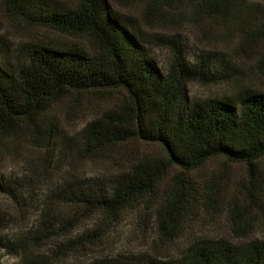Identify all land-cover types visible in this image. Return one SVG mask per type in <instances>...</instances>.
I'll list each match as a JSON object with an SVG mask.
<instances>
[{
    "label": "trees",
    "instance_id": "trees-1",
    "mask_svg": "<svg viewBox=\"0 0 264 264\" xmlns=\"http://www.w3.org/2000/svg\"><path fill=\"white\" fill-rule=\"evenodd\" d=\"M175 1L165 0L170 6ZM188 1L196 13L209 19L242 12L237 0ZM161 3L148 0L146 10L157 12ZM2 4L16 19L88 43L87 47L29 43L15 53V60H9L10 47L0 37V193L12 195L18 203L28 196L32 203L36 199L44 203L32 225L13 217L12 235L0 231V246L18 257L13 264H58L65 255L76 256L79 242L70 228L79 220L77 215L118 218L139 197L169 180L173 168L192 172L220 157L244 164L252 184L246 188L250 199L258 206L264 203L260 171L264 93L244 87L223 98L190 101L189 82L219 84L227 81L226 75L218 73L209 55L191 65L175 41L169 43L173 66L167 75L162 74L135 21L114 10L109 0H77L73 6L54 0H3ZM114 91L127 94L130 103L103 112L78 136L69 137L55 121L56 109L82 93ZM133 141L157 145L163 156L118 159V172L107 179L70 183V172L62 170L55 188L60 186L67 193L69 207L55 199L54 187L43 196L35 190L25 193L21 181L25 174L2 173L3 162L14 155L19 142L46 150L50 160L64 159L68 152L72 160H94L107 158V151ZM28 170L29 178L36 181L37 167ZM173 190L168 184L166 203L158 209L160 222L167 228L174 224V210L196 201L183 183ZM210 192L205 197L209 203ZM68 212L74 216L66 223L62 216ZM88 264H264V240L238 245L223 239L195 242L179 261L94 257Z\"/></svg>",
    "mask_w": 264,
    "mask_h": 264
},
{
    "label": "rangeland",
    "instance_id": "rangeland-1",
    "mask_svg": "<svg viewBox=\"0 0 264 264\" xmlns=\"http://www.w3.org/2000/svg\"><path fill=\"white\" fill-rule=\"evenodd\" d=\"M2 1L0 37L10 47L9 60H15V53L29 43L88 46L80 37L16 19ZM54 1L66 6H73L77 2ZM109 1L114 10L135 21L162 74L167 75L173 66L172 46L169 43L175 41L191 65L197 64L202 55H209L218 73L226 75L227 81L219 84L189 82L186 89L190 101L223 98L244 87L264 93V0H237L241 14L221 19H209L196 13L188 0H176L174 6L162 0L157 12L151 14L146 10L148 0ZM129 103V96L121 91L86 92L67 106L57 108L54 117L65 134L76 137L87 123L103 112L119 110L121 105ZM49 154L27 142H19L14 155L3 162L2 173L25 174L27 178L24 181L20 178L24 185L23 192L35 190L38 196H43L50 186L55 188L56 177L62 170L70 172V183L107 179L118 172V159L133 160L141 154L163 156L157 145L138 141L114 147L107 151L108 157L102 159L72 160L68 152L64 159L54 157L56 160H50ZM261 165L264 179V161ZM31 166L37 167L36 181L29 178L31 172L28 169ZM168 178L153 192L139 197L118 218L110 219L97 214L83 218L81 213L77 215L79 220L74 223V228H70L72 237L79 242L75 247L76 256L65 255L58 264H88L94 257L129 261L155 258L171 262L181 260L186 248L195 242L223 239L238 245L264 240V203L258 206L247 193L246 188H251L252 184L246 165L220 157L192 172L173 168ZM168 181L170 190L177 189L183 183L196 197L192 205H183L174 210L175 221L170 228L165 227L158 217V209L163 206L162 203H166ZM55 191V199L69 207L67 193L60 186ZM209 191L213 196L210 203L205 198ZM29 198L18 203L12 199V195L0 193V231L3 234L9 236L15 230L13 217L24 220L28 225L35 222L41 213L39 207L42 208L44 203L37 199L32 203ZM64 206H61L63 210ZM73 216L68 212L62 219L66 223L72 222ZM17 258V255L0 246V264H13Z\"/></svg>",
    "mask_w": 264,
    "mask_h": 264
}]
</instances>
